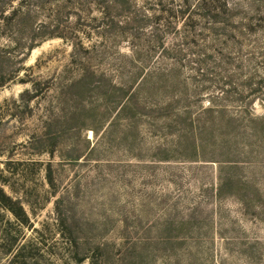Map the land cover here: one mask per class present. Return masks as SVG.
Returning <instances> with one entry per match:
<instances>
[{"label":"rangeland","instance_id":"374dc122","mask_svg":"<svg viewBox=\"0 0 264 264\" xmlns=\"http://www.w3.org/2000/svg\"><path fill=\"white\" fill-rule=\"evenodd\" d=\"M153 1L0 0V186L28 216L0 209V264H264V99L238 93L264 52V0H229L178 60ZM142 73L120 113L117 86ZM222 89L235 119L204 135L241 142L244 161L216 195L206 159L227 154L195 160L176 114Z\"/></svg>","mask_w":264,"mask_h":264},{"label":"trees","instance_id":"16d2710c","mask_svg":"<svg viewBox=\"0 0 264 264\" xmlns=\"http://www.w3.org/2000/svg\"><path fill=\"white\" fill-rule=\"evenodd\" d=\"M113 0H98V3L103 7H110L109 3ZM115 2V0H114ZM154 6H156L155 22L158 30L160 31L161 43L163 50L170 53H176V60H178L179 55L184 54L187 56V53H184L185 46L189 45L190 39L189 36L196 37L201 35L202 31H211L217 34V31L214 30L217 27V24L224 23L228 19L229 12L232 11L230 7L229 0H154ZM112 6V5H111ZM152 5V8L155 9ZM126 18L130 17L129 13H126ZM250 30V29H249ZM210 32V34H211ZM173 33L176 35V43L174 45L167 46L165 42L162 41V38L169 34ZM247 62L251 60H256L257 65L248 69L245 73L244 87L238 91L239 96H243L242 92L246 91V95L251 98L259 97L264 99V52L257 55L255 52H251L249 55H246ZM243 60H245L243 58ZM249 64V63H248ZM247 68H249V65ZM261 68V69H260ZM138 76V74H137ZM135 77V85H131L128 88H124L123 85L117 86L118 89L122 91L121 98L119 102H122L120 107V113L127 110L129 107L132 108V105L137 102L140 91L147 82L148 76L147 73H142L141 76ZM179 81H181L179 79ZM183 83H186L183 79ZM182 82V81H181ZM245 90V91H244ZM227 91L222 89L221 95L214 94L211 98L208 99L209 105L202 107V109L196 113L194 117L191 116V110H187L184 114L180 111L176 114L177 118L186 123L183 126L182 135L189 134L192 137V157L195 160L203 155V150H214L215 147H220L221 152H226V156L217 157L212 156L206 160L215 161L219 163L218 175L216 182V195H221L224 191L225 186L231 184L233 177L228 172L227 174H222L221 169H226L228 171H234L241 166V160L239 157H236L239 145L241 142H238L232 137L221 136V139L206 138L207 128L210 127L208 122L213 123L217 118L218 119H227L226 121H233L235 117H228L225 112L226 105L218 103L219 100H226ZM243 105H240V107ZM185 108H188V105H184ZM130 109V108H129ZM141 111H138L136 114H140ZM202 115H205L202 118ZM264 117H261V119ZM252 120V119H251ZM254 120V118H253ZM256 121V120H255ZM180 134V135H181ZM251 135L253 133L250 132ZM208 139V140H207ZM235 153V156H234ZM220 173V174H219ZM49 176V174H48ZM240 179H243L240 178ZM51 182V181H50ZM8 209L14 214V216L21 222L27 220L28 216L24 210L22 204L16 198H13L11 195L5 192L3 187L0 186V209ZM95 264V262H94Z\"/></svg>","mask_w":264,"mask_h":264}]
</instances>
